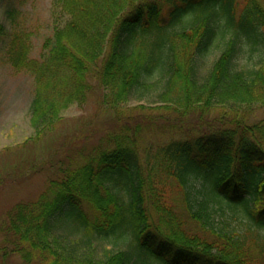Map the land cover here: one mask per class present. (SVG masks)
Here are the masks:
<instances>
[{"label": "trees", "instance_id": "16d2710c", "mask_svg": "<svg viewBox=\"0 0 264 264\" xmlns=\"http://www.w3.org/2000/svg\"><path fill=\"white\" fill-rule=\"evenodd\" d=\"M57 4L69 22L42 60L20 34L8 49L11 65L35 78L31 126L41 141L96 90L106 118L63 134L66 156L47 187L0 216V264H264V120L147 143L153 126L120 108L155 93L184 114L264 108V0ZM41 157L24 160L29 176L46 168ZM7 177L0 172V189Z\"/></svg>", "mask_w": 264, "mask_h": 264}, {"label": "rangeland", "instance_id": "374dc122", "mask_svg": "<svg viewBox=\"0 0 264 264\" xmlns=\"http://www.w3.org/2000/svg\"><path fill=\"white\" fill-rule=\"evenodd\" d=\"M68 22L69 17L59 9L57 0H0V24L5 28L4 37L0 40V172L8 176L0 189V216L19 201L37 198L47 187L54 173L52 165L66 156L59 153L63 134L69 131L73 133L83 121L92 131L95 123H101L106 118L107 109L103 110L98 103L102 93L96 90L86 105H74L65 111L63 121L41 141L31 126L30 108L36 91L35 78L31 73L18 71L11 65L8 55L10 42L13 35L20 34L29 45V57L42 60L50 50L56 31L64 28ZM220 55L221 46L218 45L201 64L200 80L208 76ZM246 57L242 58L243 65L249 63ZM157 96L155 93L143 100L132 99L120 107L127 116L133 119L139 117L142 119L140 122L153 126L151 130L146 129L142 136L147 143H160L173 138L183 140L209 133L237 117L249 124L264 120V108L258 106L213 107L201 112V116L196 112L184 114L178 109L170 110L172 112L168 114L170 111L159 102ZM102 135L97 138L90 135L88 144H98ZM53 151L57 153L55 156L59 154L58 158H53ZM34 156H42L46 168L34 175L31 172L29 176L30 163L24 160L34 159ZM21 160L25 165V176L15 168ZM17 174L23 178L16 179ZM175 201L182 207L179 194ZM86 208L90 214L93 212L88 206Z\"/></svg>", "mask_w": 264, "mask_h": 264}]
</instances>
